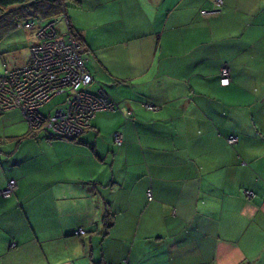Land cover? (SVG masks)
I'll list each match as a JSON object with an SVG mask.
<instances>
[{
    "label": "crops",
    "instance_id": "1",
    "mask_svg": "<svg viewBox=\"0 0 264 264\" xmlns=\"http://www.w3.org/2000/svg\"><path fill=\"white\" fill-rule=\"evenodd\" d=\"M64 1L115 107L77 138L0 110V264H264V0Z\"/></svg>",
    "mask_w": 264,
    "mask_h": 264
},
{
    "label": "built area",
    "instance_id": "2",
    "mask_svg": "<svg viewBox=\"0 0 264 264\" xmlns=\"http://www.w3.org/2000/svg\"><path fill=\"white\" fill-rule=\"evenodd\" d=\"M222 0H212L210 10L202 8L200 13L217 12ZM63 22L64 28L58 27ZM21 25L32 29L34 40L29 43V56L22 64L4 65L0 72V110L18 107L31 129H43L49 135L76 138L89 125V119L96 110L112 109L115 102L100 84L94 91L87 86L93 78L84 60L83 46L75 37L64 12L49 17L34 16ZM229 70L220 68L219 82L228 83ZM63 96L42 110L52 99ZM149 108L157 105L145 103ZM121 133L113 132V140L119 144ZM228 135V143L235 141ZM14 178H9L0 188V194L7 196L13 189ZM251 191L244 190L245 196ZM149 194V192H148ZM150 197V195H148ZM81 227L76 233L83 234ZM117 264H128L125 259Z\"/></svg>",
    "mask_w": 264,
    "mask_h": 264
},
{
    "label": "trees",
    "instance_id": "3",
    "mask_svg": "<svg viewBox=\"0 0 264 264\" xmlns=\"http://www.w3.org/2000/svg\"><path fill=\"white\" fill-rule=\"evenodd\" d=\"M64 8H65L64 0H0V37H2V35L5 34L8 30L15 28L18 22L20 26V24H22L25 20H28L34 16L49 17L52 15L60 14L61 12H64ZM75 37L79 41L76 32H75ZM98 84L99 83L96 82V87ZM90 119L88 126H90ZM39 130L40 129L28 128L27 134H35ZM47 135L50 136L49 134ZM228 144H232V143H228ZM111 222H112V218L110 216V213L108 212L103 217V226L107 228L111 224ZM97 264L100 263L98 262Z\"/></svg>",
    "mask_w": 264,
    "mask_h": 264
},
{
    "label": "rangeland",
    "instance_id": "4",
    "mask_svg": "<svg viewBox=\"0 0 264 264\" xmlns=\"http://www.w3.org/2000/svg\"><path fill=\"white\" fill-rule=\"evenodd\" d=\"M22 27L23 25L21 24L19 27V22H18L15 28L10 29L8 33L3 34L2 35L3 38L0 39V72L2 71L4 65L14 66L23 63L28 55L26 45L28 43V39H30V36H28L26 30L31 31L32 29L28 27L24 29V27L23 28ZM58 27L61 29L64 28L62 27L61 23L58 24ZM89 89L93 90L94 86L89 85ZM62 99H63L62 95L57 96L55 99H52L44 107H42V110H46L50 105H52V103H55L57 102V100H62Z\"/></svg>",
    "mask_w": 264,
    "mask_h": 264
},
{
    "label": "bare ground",
    "instance_id": "5",
    "mask_svg": "<svg viewBox=\"0 0 264 264\" xmlns=\"http://www.w3.org/2000/svg\"><path fill=\"white\" fill-rule=\"evenodd\" d=\"M33 40H34V35H33ZM80 43V42H79ZM29 51V50H28Z\"/></svg>",
    "mask_w": 264,
    "mask_h": 264
}]
</instances>
